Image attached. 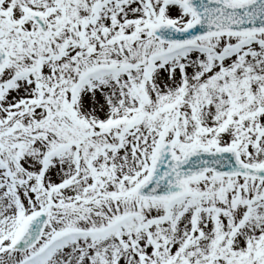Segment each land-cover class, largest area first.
Returning <instances> with one entry per match:
<instances>
[{
    "label": "snow or ice",
    "instance_id": "6c2138e0",
    "mask_svg": "<svg viewBox=\"0 0 264 264\" xmlns=\"http://www.w3.org/2000/svg\"><path fill=\"white\" fill-rule=\"evenodd\" d=\"M0 264H264V0H0Z\"/></svg>",
    "mask_w": 264,
    "mask_h": 264
}]
</instances>
